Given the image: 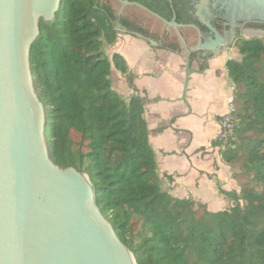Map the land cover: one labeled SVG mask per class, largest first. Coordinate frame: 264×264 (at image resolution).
I'll list each match as a JSON object with an SVG mask.
<instances>
[{
	"label": "trees",
	"instance_id": "obj_1",
	"mask_svg": "<svg viewBox=\"0 0 264 264\" xmlns=\"http://www.w3.org/2000/svg\"><path fill=\"white\" fill-rule=\"evenodd\" d=\"M115 22L100 0H61L52 22L39 21L28 61L51 162L87 176L98 210L136 264H264V40L236 41L240 59L225 64L237 122L225 143L211 144L221 148L238 192L219 190L232 205L210 212L161 188L143 100L112 90V67L131 83L122 57L109 59L103 49L116 42Z\"/></svg>",
	"mask_w": 264,
	"mask_h": 264
},
{
	"label": "water",
	"instance_id": "obj_2",
	"mask_svg": "<svg viewBox=\"0 0 264 264\" xmlns=\"http://www.w3.org/2000/svg\"><path fill=\"white\" fill-rule=\"evenodd\" d=\"M208 1L197 8L202 23L200 11ZM253 1L264 10V0ZM60 3L0 0V264H136L98 210L87 176L55 166L48 155L44 111L28 57L39 21L52 22ZM171 25V49L142 36L117 34L106 56H123L131 83L112 67L111 87L123 100L129 94L143 100L163 188L206 202L210 212L222 211L227 201L214 184L209 141L220 132L215 115L228 113L232 86L223 70L226 55L218 35L216 41L193 49L182 39L190 40L191 34L181 31V36L174 21ZM154 34L161 32L156 29ZM174 34L182 47L173 45ZM195 50L205 59L201 72L190 67Z\"/></svg>",
	"mask_w": 264,
	"mask_h": 264
},
{
	"label": "flooded vegetation",
	"instance_id": "obj_3",
	"mask_svg": "<svg viewBox=\"0 0 264 264\" xmlns=\"http://www.w3.org/2000/svg\"><path fill=\"white\" fill-rule=\"evenodd\" d=\"M203 1L108 0L110 3L104 4L110 6L114 12L116 18L115 28L118 25L120 26L117 31L118 34L141 36L138 32H128L127 28L119 23V20L124 19L135 23L136 26L154 35L157 38L154 43L160 47L171 45L168 43V35L170 32L175 33L171 25L172 21L175 22L181 36V31H187L191 34L190 40L186 36H182V39L189 48L193 49L211 41H216L217 35L221 46L220 51L233 47L234 43L240 39L260 38V36L264 39V10L253 0H209L200 11V15L206 24L201 22L197 9ZM136 5L143 7L147 12ZM149 13L157 15L165 21V24ZM156 29L161 32L159 36L154 34ZM175 37V44L173 45L176 48L182 47L177 35ZM225 42L228 43L227 47H223L222 43ZM198 53L196 50L192 52L191 62ZM199 59L205 60L201 54Z\"/></svg>",
	"mask_w": 264,
	"mask_h": 264
},
{
	"label": "crops",
	"instance_id": "obj_4",
	"mask_svg": "<svg viewBox=\"0 0 264 264\" xmlns=\"http://www.w3.org/2000/svg\"><path fill=\"white\" fill-rule=\"evenodd\" d=\"M111 46H109L110 48ZM232 46L229 47L228 49H224L222 50L221 52L224 53L226 55V61L225 63L223 64V70L226 72V69H225V64L228 60L234 58V53H233V50H232ZM106 54V53H105ZM113 54H118V53H113ZM112 54V55H113ZM201 53L199 52L198 55L196 56V58H194L191 62V70L192 71H196V72H201L203 70V66H204V62L205 60L203 61L202 59H199V55ZM120 57H122V59L125 61L126 63V67H127V74L129 73V66L126 62V60L123 58V56H121L120 54H118ZM112 57V56H111ZM195 57V56H194ZM120 73V72H119ZM227 73V72H226ZM228 77V76H227ZM120 78H127V75H123L120 73ZM112 88V87H111ZM113 90V89H112ZM114 91V90H113ZM133 94H129L128 95V99L132 96ZM230 97H232V92L230 94V96L228 97V100H227V109H229V99ZM223 116V115H222ZM220 115H215V122L217 125H219V120H220ZM146 122V121H145ZM147 125V124H146ZM217 137H214L212 139H210L209 141V146H210V150H211V156H212V169H213V179H214V184H215V187H216V190L219 192V190H222V191H225V192H232V191H235V192H238V184L236 183V181L232 178V169L227 166L223 160H222V157H221V148L218 147V146H213L211 143L215 140H217ZM149 142V141H148ZM161 188L163 190H165L163 188V186L161 185ZM166 191V190H165ZM220 193V192H219ZM171 195V194H170ZM173 196L174 198H177V199H190L192 200L195 204H198V205H202V206H205V208L207 209V203L206 202H203L201 201L200 199L192 196V195H186V196H174V195H171ZM224 197V196H223ZM226 199V198H225ZM227 201V205L226 207L223 209V210H226L228 208L231 207L232 203L226 199Z\"/></svg>",
	"mask_w": 264,
	"mask_h": 264
},
{
	"label": "built area",
	"instance_id": "obj_5",
	"mask_svg": "<svg viewBox=\"0 0 264 264\" xmlns=\"http://www.w3.org/2000/svg\"><path fill=\"white\" fill-rule=\"evenodd\" d=\"M236 122L233 98L230 97L228 113L221 116L219 120L220 132L217 137L219 142L225 143L227 139L232 136Z\"/></svg>",
	"mask_w": 264,
	"mask_h": 264
},
{
	"label": "rangeland",
	"instance_id": "obj_6",
	"mask_svg": "<svg viewBox=\"0 0 264 264\" xmlns=\"http://www.w3.org/2000/svg\"><path fill=\"white\" fill-rule=\"evenodd\" d=\"M262 39V38H261ZM264 40V39H263ZM104 47H103V49H104V52L106 53L107 52V50L109 49V46H107V45H103ZM233 49V53H234V58H232L231 60H233V61H239V59H240V56H239V54L237 53V51H236V49L234 48V47H232ZM74 138V141H75V148H78V139H77V136H74L73 137ZM85 149V148H84ZM198 208H200V205H198V204H196L195 205V209H197L198 210ZM133 231H134V233L137 231V228H138V226L135 224V222H133Z\"/></svg>",
	"mask_w": 264,
	"mask_h": 264
}]
</instances>
